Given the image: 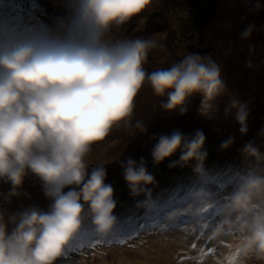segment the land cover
<instances>
[{
    "label": "clouds",
    "instance_id": "obj_1",
    "mask_svg": "<svg viewBox=\"0 0 264 264\" xmlns=\"http://www.w3.org/2000/svg\"><path fill=\"white\" fill-rule=\"evenodd\" d=\"M61 2L63 14L51 24L0 19V181L11 186L0 197L7 205L13 197L28 196L23 186L31 176L50 201L47 210L34 204L14 211L0 206V264H56L85 221L98 236L112 233L118 223L114 188L106 183L105 166L89 169L85 157L114 127L135 126L146 132L147 124L132 122L134 99L146 80L161 98L162 111L183 116L199 97V116L232 117L241 136L248 132L246 102L232 96L221 113L227 86L211 56L189 53L170 68L147 73L143 64L149 52L160 47L157 41L110 39L114 28L125 25L151 0ZM253 7L264 10V3L257 0ZM254 27L249 24L241 39L250 38ZM245 66L252 67L251 61ZM152 138L154 166L168 159L169 168L191 167L199 186L189 194V210L199 219L210 203L204 132L197 129L187 136L174 130ZM233 143L229 136L219 148ZM239 152L245 167L226 198L216 204L211 236L238 234L234 257L244 264L252 257L264 260V152L253 141ZM176 154L179 158L171 160ZM119 166L135 206L150 211L154 201L148 186L157 182L145 159L129 157ZM142 195L143 200L136 199ZM175 219V214L167 217L169 223Z\"/></svg>",
    "mask_w": 264,
    "mask_h": 264
},
{
    "label": "rangeland",
    "instance_id": "obj_2",
    "mask_svg": "<svg viewBox=\"0 0 264 264\" xmlns=\"http://www.w3.org/2000/svg\"><path fill=\"white\" fill-rule=\"evenodd\" d=\"M256 2L257 0H151L144 10L125 25L114 28L110 39L140 38L157 41L160 47L151 50L143 64L147 73L170 68L189 53L211 56L221 66L227 86L228 95L220 102L221 113L225 102L232 96L246 102L250 109L246 136H250L251 141L256 142L264 152V134H259L260 129L264 128V10L256 11L253 7ZM62 14L61 0H0V19L20 17L25 22L35 19L51 24L55 16ZM249 24L255 25L250 38L241 39L239 34ZM246 61H251L252 67H246ZM160 100L146 80L134 99L132 117L133 125L136 121L147 124L146 132L141 133L135 126L126 128L121 125L114 127L103 140L91 145L85 162L89 169L105 166L106 183L113 186L114 199L117 201L114 214L120 222L110 235L101 237L95 234L91 223L85 221L76 240L56 264H230V261L237 264L234 253L238 234L226 232L219 238H213L211 232L217 218L208 222L201 213L197 219L189 210V194L194 187L199 186L191 167L177 166L160 173L163 186L170 185L175 176L185 175L176 184L177 195L182 198H176L163 206V202H157L156 208L163 217H140L143 207L135 206V200L122 181L123 170L119 162L129 157L138 161L139 154L146 152V145H149L161 126H166L171 121L172 125L196 121L199 97L192 101L189 111L183 116L162 111L159 107ZM220 121H224L229 128L232 123L226 121L234 120L232 117L225 119L222 114L215 120L200 117L197 128L207 134L208 129L211 132ZM167 127L170 133L178 130L171 125L165 128ZM240 148L230 150V156L225 160L205 159L204 167L210 170V179L205 185L209 193V204H217L225 199L238 174L244 170L239 164L233 171H229L231 160L236 159L235 155H240ZM238 158L241 160V156ZM229 179H232V184L221 189L219 184L226 183ZM156 185L148 186L151 193ZM10 187V184L0 181V193L6 194ZM218 188L222 191L217 192ZM159 189L163 192L162 199H167L166 190L161 186ZM23 190L28 196L13 197L7 205L3 204L0 197V206L14 211L34 204L47 210L50 201L43 196L35 178L27 177ZM136 199L143 200L144 196ZM126 206L129 211L125 209ZM166 211H169L168 214ZM171 214H175L174 223L167 220ZM141 225L147 227L142 228ZM118 239L120 242H117ZM244 264H264V260L252 257Z\"/></svg>",
    "mask_w": 264,
    "mask_h": 264
},
{
    "label": "trees",
    "instance_id": "obj_3",
    "mask_svg": "<svg viewBox=\"0 0 264 264\" xmlns=\"http://www.w3.org/2000/svg\"><path fill=\"white\" fill-rule=\"evenodd\" d=\"M260 1L264 2V0H260ZM200 117L201 116H199L196 113V121L193 120V122L191 124H186L184 122H177L176 124L172 125V121H171L166 126L171 125L173 127H177L178 130H180L184 135L191 136L198 129L197 128L198 127L197 122L199 121ZM226 122L232 123L229 126V128L226 126L224 121H220V122H218V124L216 125L215 128L212 127L214 129H211V132H209V129H208V132H206L207 133V134H205L206 141H205V145H204V147L207 149V152H208L206 159H212V160H216V161L225 160L226 158H228L230 156V150H232L234 147H239V146L242 147L245 143H247L248 141H251L250 136H246V135L241 136L240 135V133L238 131L239 126L236 123H234V121H226ZM166 126H161L158 129V133L156 134L157 136L156 135H154V136L158 137L159 135L166 134V133H167V135H170L171 133L169 132L168 127L165 128ZM217 129L219 131H217ZM229 136L234 137V142L236 141V142L241 143V144H236V143L234 144L233 143V145L231 147H229L225 150H220L219 146H220L221 142L226 140ZM155 143H156V140L152 139L150 141L149 145H146V146H148L146 148V152L140 153L138 156V161H137V162H139V159L141 157H143L146 161V166H147L148 171L154 175L155 180L157 181V183H156L157 185L151 193V198L154 201V206L152 207V209L150 211L146 212L145 215H146L147 219L153 215H155V217L156 216H162V214L159 213L158 209L156 208L157 202H159V201L163 202L161 204L163 206V205H168L169 203H171L176 198H179V199L182 198L179 195H177L176 184H178L180 182V180L182 179V176L183 177L185 176V175L175 176L174 178L171 179L170 182H172V183L170 185L163 186L161 184L160 173L163 170H166L169 168L168 164H169L170 160L166 159V160L162 161L159 165H156V166L153 165L152 158H151V150H152L153 145ZM254 143L257 144L256 142H254ZM232 157H233V152H232ZM238 157H240V155H235L234 158H236V159L231 160V163L229 165V168H230L229 171H233L239 164L243 168L245 167V165L242 163V160H240ZM178 158H179V154H176L173 157H171L170 159L171 160H177ZM173 168H176V167H173ZM122 181L125 183L123 178H122ZM190 184H191V182H190ZM190 184H189V186H196L197 185V184H193V185H190ZM160 186L166 190L165 194L167 196V199H165V200L162 199L161 195H163V192H162V190L159 189ZM215 188L217 189V187H215ZM220 191H222V190L220 188H218L217 192H220ZM125 209L127 211H129L127 206L125 207ZM143 209L144 208H141V214L145 212V211L144 212L142 211ZM168 212L166 211L167 214H168ZM119 222H120V219L118 220V223ZM129 228H132V227H129ZM130 231H132V230H128V232H130Z\"/></svg>",
    "mask_w": 264,
    "mask_h": 264
},
{
    "label": "snow or ice",
    "instance_id": "obj_4",
    "mask_svg": "<svg viewBox=\"0 0 264 264\" xmlns=\"http://www.w3.org/2000/svg\"><path fill=\"white\" fill-rule=\"evenodd\" d=\"M232 182V179H229L226 183L220 184L219 187L221 189H225L227 186H230ZM201 213L203 214V219L205 221L210 222L212 219L216 218V204L212 203L209 204L207 207L202 208ZM141 227H147V225H141ZM117 242H120L119 239L117 240ZM64 254H66V252Z\"/></svg>",
    "mask_w": 264,
    "mask_h": 264
},
{
    "label": "bare ground",
    "instance_id": "obj_5",
    "mask_svg": "<svg viewBox=\"0 0 264 264\" xmlns=\"http://www.w3.org/2000/svg\"><path fill=\"white\" fill-rule=\"evenodd\" d=\"M120 208H122V206H120ZM146 214V212L140 214V217L144 216Z\"/></svg>",
    "mask_w": 264,
    "mask_h": 264
}]
</instances>
